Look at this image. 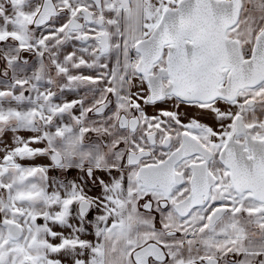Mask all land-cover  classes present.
I'll use <instances>...</instances> for the list:
<instances>
[{
  "label": "snow or ice",
  "instance_id": "snow-or-ice-1",
  "mask_svg": "<svg viewBox=\"0 0 264 264\" xmlns=\"http://www.w3.org/2000/svg\"><path fill=\"white\" fill-rule=\"evenodd\" d=\"M0 264H264V0H0Z\"/></svg>",
  "mask_w": 264,
  "mask_h": 264
},
{
  "label": "flooded vegetation",
  "instance_id": "flooded-vegetation-1",
  "mask_svg": "<svg viewBox=\"0 0 264 264\" xmlns=\"http://www.w3.org/2000/svg\"><path fill=\"white\" fill-rule=\"evenodd\" d=\"M69 98H71V97H69Z\"/></svg>",
  "mask_w": 264,
  "mask_h": 264
}]
</instances>
